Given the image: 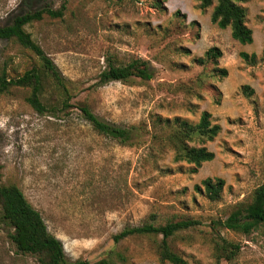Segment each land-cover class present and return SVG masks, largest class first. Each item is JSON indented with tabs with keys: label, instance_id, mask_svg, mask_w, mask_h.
Returning <instances> with one entry per match:
<instances>
[{
	"label": "rangeland",
	"instance_id": "374dc122",
	"mask_svg": "<svg viewBox=\"0 0 264 264\" xmlns=\"http://www.w3.org/2000/svg\"><path fill=\"white\" fill-rule=\"evenodd\" d=\"M61 3L60 17L43 14L24 28L57 68L70 93L68 107L38 113L25 101L28 88L0 95L1 181L22 191L68 261L171 264L159 259V236L112 238L151 215L156 223L196 221L167 239L187 264H216L213 242L220 237L238 249L230 263L218 264H264L263 228L241 234L217 223L261 180L264 0L241 2L252 35L246 44L210 21L213 4L200 9L197 0H0V24ZM209 47L220 52L214 62H197ZM131 56L148 60L152 78L97 82L107 59L122 63ZM32 64L37 60L29 50L0 39V68L8 76ZM80 105L107 122L141 124L148 133L140 144H120L96 133ZM202 111L219 126L203 144L213 157L198 167L172 161L171 151L151 136L156 120L194 123ZM205 177L223 180L218 199L204 195ZM9 230L0 218V264H38L15 249Z\"/></svg>",
	"mask_w": 264,
	"mask_h": 264
},
{
	"label": "trees",
	"instance_id": "16d2710c",
	"mask_svg": "<svg viewBox=\"0 0 264 264\" xmlns=\"http://www.w3.org/2000/svg\"><path fill=\"white\" fill-rule=\"evenodd\" d=\"M197 1L200 9L213 4L210 21L219 28L228 27L232 39L240 44L251 42V30L245 24L246 9L241 5L243 0ZM158 3L159 1H156L155 4L158 5ZM63 8L64 4L61 3L56 9L43 6L27 10L13 15L8 23L0 24V39L15 42L20 47L29 50L37 60V64H32L15 76H8L5 68H0V95L7 93L11 87L28 88L29 92L25 101L38 113L45 111L53 113L54 110H63L68 107L70 93L53 62L44 54L24 27L34 20H39L43 14L49 17H60ZM219 53L216 47H209L204 52L203 58H197V62L202 63L207 60L213 63ZM239 55L243 59L248 58L245 52H240ZM253 56V54L250 55V61H253ZM219 72L225 73L223 69ZM153 74L154 68L148 60L141 57L131 56L122 63L107 59L105 66L98 73L97 82L104 83L110 80L125 82L130 77L148 80ZM78 110L96 133L114 139L120 144H140L142 137L148 133L141 124L118 125L102 120L85 105H80ZM155 123L159 127L156 128L158 130H153L154 133L151 136L158 138L162 145L171 151L172 161H183L198 167L201 162L209 161L213 157V153L203 144L215 137L219 126L211 123L208 112L202 111L194 123L179 118H173L171 121L158 118ZM260 172V182L246 197L228 206L224 218L217 221L220 226L241 234H248L259 227L264 229V155ZM200 185L209 200H216L219 197L223 180L205 177L200 181ZM194 187L200 190L198 185ZM0 218L10 228L8 238L15 249L20 253L35 256L38 264H111L106 257L91 263L80 259L66 260L61 243L47 231L39 213L29 204L22 191L14 183L1 181V173ZM148 218L139 225L122 228L112 236L113 240L117 241L134 234L159 236L156 244L159 259L171 264H187L179 254L170 249L167 239L176 231L196 224V221L169 219L156 223L154 219H151V215ZM237 249L235 243L223 237L215 240L213 255L216 264L220 259L230 263Z\"/></svg>",
	"mask_w": 264,
	"mask_h": 264
}]
</instances>
